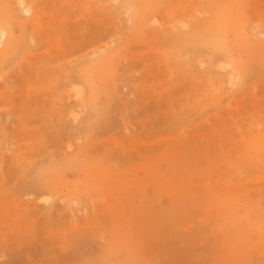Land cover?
<instances>
[{
	"label": "rangeland",
	"instance_id": "obj_1",
	"mask_svg": "<svg viewBox=\"0 0 264 264\" xmlns=\"http://www.w3.org/2000/svg\"><path fill=\"white\" fill-rule=\"evenodd\" d=\"M27 1L22 30L0 10V264H264V0L214 29L188 0L139 27L150 0Z\"/></svg>",
	"mask_w": 264,
	"mask_h": 264
},
{
	"label": "bare ground",
	"instance_id": "obj_2",
	"mask_svg": "<svg viewBox=\"0 0 264 264\" xmlns=\"http://www.w3.org/2000/svg\"><path fill=\"white\" fill-rule=\"evenodd\" d=\"M70 1V0H69ZM72 1V0H71ZM95 1V0H94ZM110 1H112V0H110ZM116 1H118V0H116ZM115 1V2H116ZM151 2L149 3V5H147V7H145L143 10H140V11H137L136 12V14H135V23L137 24L136 26H140L141 24H142V21H143V19L144 18H148V17H150V18H154L153 16V10H151L153 7H155L158 3H159V0H150ZM189 2H190V4H191V6H195V7H198V8H200L201 9V11L202 12H200V13H203L204 12V14H205V12H207V15L204 17V15L203 16H201V18H197L196 19V16H198V15H196V16H190L191 18L190 19H194L191 23H189L190 25H193V26H195V29H196V26H202V29L204 28H206V27H214V25L217 23L216 22V20H217V17H218V15H219V12L222 10V7L224 6L222 3H220L221 1L220 0H188ZM214 1V2H213ZM225 1H228V0H225ZM224 0H223V2H225ZM230 1V0H229ZM234 1V0H233ZM0 2H1V7H0V10H1V15H2V18L4 19V21H5V24L8 26V27H12V26H14V25H17V26H19V28L22 30V29H24L25 28V25L27 24V22H28V19L29 18H31V17H33V15H34V9H33V7H34V5L32 6L31 5V3L30 2H28L27 0H0ZM37 2V1H36ZM91 2V1H90ZM115 2H113V3H115ZM41 3H43V2H40V4ZM87 3V2H86ZM92 3V2H91ZM101 3V2H100ZM105 3V2H104ZM127 2L125 1V4H126ZM172 3H174V1H172ZM171 3V4H172ZM179 3H182V2H180L179 1ZM179 3H177V4H179ZM183 3H186V2H183ZM231 3V2H230ZM240 3V2H239ZM84 4V3H83ZM103 4V3H102ZM110 4V3H109ZM176 4V5H177ZM223 6H222V5ZM37 5H39L38 3L36 4V6ZM68 5V4H67ZM128 5V4H127ZM129 6V5H128ZM167 6V5H166ZM166 6L164 5L163 7L164 8H166ZM189 6V5H188ZM187 6V7H188ZM66 7H68V6H66ZM108 7V6H107ZM130 7V6H129ZM168 7H170V6H168ZM168 7L166 8V9H168ZM172 7H173V5H172ZM182 7H184V6H182L181 5V7L179 6V5H177L176 7H175V11H172V12H170V14L168 15V17L171 15V16H173L174 18V20H177L176 19V15H177V13L179 14V15H177V16H180V19L179 20H183L184 21V19H186L187 17H188V13L187 14H183V13H181L182 12V10H181V8ZM186 7V6H185ZM242 7V6H241ZM51 8H53V7H51ZM84 8V7H83ZM114 8V7H113ZM117 9H119L120 7H116ZM125 8V10H126V7H124ZM163 8V9H164ZM189 8V7H188ZM166 9H164L163 11H165ZM174 9V8H173ZM183 9V8H182ZM193 9H194V7H193ZM233 9V8H232ZM246 9V8H245ZM84 10V9H83ZM92 10V9H91ZM101 10V9H100ZM113 11H114V9H112ZM116 10V9H115ZM184 10V9H183ZM247 10V9H246ZM17 11H18V13H19V16H18V13H17ZM162 11V10H161ZM160 11V12H161ZM162 11V12H163ZM90 12V11H89ZM104 12H105V10H104ZM133 12V11H132ZM190 12V11H189ZM193 12V11H192ZM192 12H190V13H192ZM91 13H93V12H91ZM98 14H99V11L97 12ZM101 13V12H100ZM109 13V12H108ZM112 13V12H111ZM110 13V14H111ZM115 13H117V15H118V12H115ZM169 13V12H168ZM189 13V14H190ZM84 14V13H83ZM82 14V15H83ZM86 14V13H85ZM98 14H96V15H98ZM114 14V13H113ZM130 14V13H129ZM133 14H134V12H133ZM133 14H130V15H133ZM157 14V13H156ZM50 15V14H49ZM252 15H253V13H252ZM92 16V15H91ZM106 16V15H105ZM166 16V15H165ZM200 16V15H199ZM198 16V17H199ZM1 17V16H0ZM160 17V16H159ZM167 17V16H166ZM52 18V17H51ZM56 18V17H55ZM54 18V19H55ZM133 18H134V16H133ZM178 18V17H177ZM253 18H255V16L253 15ZM39 19V18H38ZM128 19H129V17H128ZM162 19H164V18H162ZM172 19V20H173ZM188 19V18H187ZM257 21L259 20V19H257V17L255 18ZM33 20V19H32ZM100 20V19H99ZM107 20H109V19H107ZM126 20V19H125ZM134 20L132 21V22H134ZM35 21H37V19L35 20ZM81 21H84V20H81ZM130 21H131V19H130ZM157 21V20H156ZM186 21V20H185ZM86 22V21H85ZM132 22H130L131 24H132ZM159 22H160V19H159ZM173 22H175V21H173ZM179 22V21H178ZM216 22V23H215ZM226 22V21H225ZM109 23V22H108ZM107 23V24H108ZM153 23H157V22H153ZM151 24L150 23V25H148V26H153V25H155V24ZM163 23V22H162ZM171 23H172V21H171ZM105 25H107L106 23H104ZM146 24V23H145ZM158 24V23H157ZM156 24V25H157ZM188 24V23H187ZM188 24V25H189ZM223 24V23H222ZM235 24V23H234ZM159 25V24H158ZM158 25H157V27H158ZM173 25V24H172ZM187 25V26H188ZM1 26V25H0ZM33 26V25H32ZM37 26V25H36ZM108 26V25H107ZM117 26V25H116ZM163 26H165V24L163 25ZM234 26V25H233ZM261 26V25H260ZM259 26V27H260ZM2 27V26H1ZM0 27V30H2V28ZM157 27H155V29H158ZM159 27H161V26H159ZM212 27V28H213ZM221 27H224V26H221ZM262 27V26H261ZM35 28V27H34ZM113 28V27H112ZM146 28V27H145ZM144 28V29H145ZM154 28V27H153ZM162 28V27H161ZM254 28H255V26H254ZM263 28V27H262ZM108 29V28H107ZM155 29H154V31H155ZM190 28H189V26H188V30H189ZM214 29V28H213ZM216 29V28H215ZM115 30V29H114ZM130 30H131V28H130ZM167 30V29H166ZM169 30V29H168ZM179 30H184V29H179ZM185 30H186V28H185ZM199 30H201V29H199ZM217 30H219V29H217ZM224 30V29H223ZM223 30H222V32H223ZM226 30V29H225ZM228 30L232 33V34H234L235 36H236V38L238 39V40H241V39H243V40H245V38H247L246 39V42L249 40V33L247 34V30L246 29H242L239 25H237L236 24V26H234V27H229L228 28ZM109 31V30H108ZM121 31V30H120ZM145 31H147V29H145ZM153 31V32H154ZM164 31H165V29H164ZM193 31H194V29H193ZM110 32H112V31H110ZM131 32V31H130ZM142 32H144V31H142ZM141 32V33H142ZM156 32V31H155ZM168 32V31H167ZM172 32H173V30H172ZM197 32H200V31H197ZM221 32V31H220ZM106 33H108V32H106ZM165 33V32H164ZM169 33V32H168ZM167 33V34H168ZM205 33V32H204ZM149 34V33H148ZM154 34H156V33H153V35ZM160 34V33H159ZM175 34V33H174ZM181 34V33H180ZM196 34V33H195ZM252 34V33H251ZM250 34V35H251ZM142 35V34H141ZM145 35L146 34H144V37H145ZM165 35V34H164ZM194 35V34H193ZM260 34H258V35H256V37L257 36H259ZM131 36V35H130ZM157 37H158V34L156 35ZM162 36V35H161ZM166 36V35H165ZM172 36V35H171ZM228 36H229V34H228ZM234 36V37H235ZM107 37V36H106ZM105 37V38H106ZM121 37V36H120ZM119 37V38H120ZM143 37V36H142ZM148 37H149V35H148ZM160 37V36H159ZM128 38V37H127ZM193 38V37H192ZM195 38V37H194ZM111 39V38H110ZM138 39V38H137ZM149 39H150V37H149ZM158 39V38H157ZM161 39V38H160ZM163 39H164V37H163ZM224 39V38H223ZM4 41V43H5V46L0 50V62L2 63L3 62V60L9 55V54H11L12 52H13V49H12V47L10 46V43H11V36L9 35V33H7V32H0V44H1V41ZM128 40V39H127ZM253 40V39H252ZM143 41V40H142ZM159 41V40H158ZM106 42V41H105ZM104 42V43H105ZM109 42H111V40L109 41ZM108 41L106 42V43H109ZM118 42H120V41H118ZM138 42V41H137ZM154 43H156L155 41H153ZM223 42V41H222ZM243 42V41H242ZM246 42H245V45H246ZM253 42V41H252ZM257 43H256V45H259V47H261L262 49H264V42H260V41H256ZM139 43H142L141 41L139 42ZM153 43V44H154ZM166 43V42H165ZM164 43V44H165ZM116 45H118L117 43H115ZM121 44V43H120ZM137 44V43H136ZM150 44V43H149ZM149 44H147V45H149ZM152 44V43H151ZM135 45V44H134ZM133 45V46H134ZM146 45V46H147ZM159 45H161V44H159ZM1 46V45H0ZM100 46H102V45H99V47ZM104 46V45H103ZM111 46V45H110ZM132 46V47H133ZM164 46V45H163ZM233 46V45H232ZM98 47V48H99ZM117 47V46H116ZM148 47V46H147ZM150 47V46H149ZM156 47V46H155ZM168 47V46H167ZM97 48V47H96ZM111 48V47H110ZM171 48V47H170ZM173 48V47H172ZM200 48V47H199ZM206 48H208V47H206ZM210 48V47H209ZM233 48V47H232ZM102 49V48H101ZM109 49V48H108ZM148 49V48H147ZM173 49H175V48H173ZM102 50H104V49H102ZM107 50V49H106ZM105 50V51H106ZM156 50V49H155ZM155 50H153V51H155ZM160 50V49H159ZM197 50V49H196ZM200 50V49H199ZM233 50V49H232ZM97 51H98V49H97ZM157 51V50H156ZM163 50H161V52H162ZM99 52H100V50H99ZM98 52V53H99ZM97 53V52H96ZM101 53V52H100ZM104 53V52H103ZM103 53H101V55L103 54ZM106 53V52H105ZM152 53V52H151ZM158 53H159V51H158ZM167 54H168V52H166ZM203 53H204V51H203ZM259 53V52H258ZM263 53V52H262ZM163 54H165V52L163 53ZM153 55H156L155 53L153 54ZM162 55V54H161ZM172 55V54H171ZM196 55V54H195ZM198 55V54H197ZM201 55V54H200ZM199 55V56H200ZM159 56H160V54H159ZM164 56H166V55H164ZM198 56V57H199ZM101 57V56H100ZM153 57V56H152ZM163 57V56H162ZM173 57V56H172ZM206 57V56H205ZM204 57V58H205ZM212 57H213V54H212ZM161 58V57H160ZM174 58V57H173ZM201 58V57H200ZM203 58V57H202ZM203 58V59H204ZM263 58H264V56H263ZM165 59V58H164ZM172 59V58H171ZM97 60V59H96ZM166 60V59H165ZM168 60V59H167ZM169 62V61H168ZM171 62V61H170ZM0 63V64H1ZM167 63V62H166ZM173 63V62H172ZM175 63V62H174ZM248 63V62H247ZM246 63V64H247ZM164 64V63H163ZM168 64V63H167ZM249 64H250V62H249ZM80 66H82L81 64H79ZM175 65V64H174ZM220 65V64H219ZM229 65V64H228ZM228 65H226V66H228ZM263 65V64H262ZM78 66V65H77ZM250 66V65H249ZM87 67V66H86ZM85 67V68H86ZM171 67V66H170ZM175 67V66H174ZM173 67V68H174ZM245 67V66H244ZM77 68V67H76ZM83 68L84 67H82V69L81 70H83ZM110 68V67H109ZM168 68V67H167ZM166 68V69H167ZM108 69V68H107ZM165 69V70H166ZM171 69V68H170ZM179 69V68H178ZM222 69V68H221ZM106 70V69H105ZM177 70V69H176ZM248 70V69H247ZM78 71H80V69L78 70ZM182 71V70H181ZM104 72H106V71H104ZM170 72H171V70H170ZM103 73V72H102ZM175 73H176V71H175ZM180 73V72H179ZM81 74V73H80ZM107 74V73H106ZM168 74H169V72H168ZM167 74V75H168ZM178 74V73H177ZM262 74V73H261ZM67 75V77H70V73L69 74H66ZM65 75V76H66ZM88 75V74H87ZM166 75V76H167ZM173 75V74H172ZM181 75H183V74H181ZM185 75V74H184ZM183 75V76H184ZM82 76V75H81ZM81 76L79 77V78H81ZM84 76V75H83ZM83 76H82V79H83ZM103 76V75H102ZM85 77V76H84ZM104 77V76H103ZM175 77V76H174ZM98 78H102V77H98ZM164 78V77H163ZM172 78V77H171ZM232 77H230V79H231ZM52 79V78H51ZM64 79H67V78H64ZM70 79V78H69ZM178 79V78H177ZM53 80V79H52ZM52 80H51V82H52ZM68 80V79H67ZM85 80H87V79H85ZM97 80V84H96V86L95 85H91V83H90V85H91V87H92V89H90V92H92L93 91V93H95L97 96H100V94H101V92H102V83L100 82V80L101 81H103L102 79H96ZM176 80V79H175ZM182 81V80H181ZM53 82H54V80H53ZM231 82V81H230ZM115 83H117V82H115ZM183 83V82H182ZM65 84V86L66 85H68V84H66V83H64ZM177 84H179V83H177ZM58 85H60L61 87H62V85L63 84H61V83H59L58 82ZM89 85V86H90ZM115 85V84H114ZM60 86H59V88H60ZM73 86V85H72ZM74 86H76V85H74ZM73 86V89L74 90H72L71 91V94L76 98V96L78 95V93H77V90H75L76 89V87H74ZM106 86V85H105ZM57 87V86H56ZM69 87H71V86H69ZM68 87V88H69ZM114 87H116V86H114ZM211 87V86H210ZM67 88V87H66ZM60 90V89H59ZM63 90V89H62ZM61 90V91H62ZM82 90V89H81ZM117 90V89H116ZM207 90V89H206ZM213 91V90H212ZM208 92V91H207ZM81 93V92H80ZM79 93V94H80ZM81 94H83V93H81ZM84 95H86V92H84ZM84 95H82L83 96V98H84ZM113 94H111V96H112ZM78 98V97H77ZM100 100V99H99ZM82 102H83V100H82ZM84 104V103H83ZM83 104L82 105H80V106H82L81 108H83ZM101 104V103H100ZM99 107H101V106H99ZM103 107V106H102ZM85 109V108H84ZM82 110V109H81ZM99 110V109H98ZM106 110H107V108H106ZM101 111V110H100ZM99 112V111H98ZM97 112V113H98ZM101 112H99V114H100ZM114 114V113H113ZM105 116H107V115H105ZM88 117H90V116H88ZM85 118V117H84ZM98 118V117H97ZM102 118H104V117H102ZM74 120L76 119V117H74L73 118ZM96 119V118H95ZM102 120V119H101ZM100 120V121H101ZM103 121H104V119H103ZM95 122V121H94ZM99 122V121H98ZM97 122V123H98ZM104 123V122H103ZM96 125V124H95ZM94 125V126H95ZM98 125V124H97ZM87 126H89V125H87ZM93 126V127H94ZM96 127V126H95ZM88 129V128H87ZM79 131V130H82L83 131V129H80V127H75L74 128V131ZM98 131V129H95V130H93L92 132H94V131ZM78 134H79V132H78ZM76 135H77V133H76ZM80 136V135H79ZM82 137H84V136H82ZM81 137V138H82ZM87 137V136H86ZM93 137H94V135H93ZM85 139V138H84ZM90 139V137H88V139L87 140H89ZM38 141V140H37ZM36 141V142H37ZM41 142V141H40ZM25 143V142H24ZM44 142H42V144H43ZM27 145H29V144H27ZM26 147V146H25ZM43 147V146H42ZM48 147V146H47ZM68 148H71V145H68L67 146ZM28 151H30V150H26L25 151V156L28 154ZM37 152V151H36ZM42 153V152H41ZM14 154V153H13ZM37 154V153H36ZM40 154V153H39ZM18 155V154H17ZM20 155V154H19ZM42 156V155H41ZM73 156V155H72ZM83 156V155H82ZM17 157V156H16ZM79 157V156H78ZM76 158V157H75ZM83 158V157H82ZM14 159V158H13ZM17 159V158H16ZM71 158L69 157V160H70ZM68 160V159H67ZM68 160V161H69ZM77 160V159H76ZM81 160V159H80ZM79 160V161H80ZM34 161H36V160H34ZM18 162H19V160H18ZM32 162V159H31V157L30 158H27V164H29L30 165V163ZM75 162V161H74ZM77 162V161H76ZM66 163H67V165H68V163L69 162H67L66 161ZM35 164H36V162H35ZM70 164H71V162H70ZM27 166V165H26ZM64 166V165H63ZM70 166V165H69ZM35 167V166H34ZM68 167V166H67ZM33 169V168H32ZM84 169V168H83ZM82 169V170H83ZM23 171V170H22ZM25 174V173H24ZM83 183V182H82ZM42 197H44V196H42ZM48 198H49V196L48 197H45L44 198V201H48ZM9 204V203H8ZM127 205V204H126ZM6 206H8V205H6ZM5 206V207H6ZM125 207H127V206H125ZM124 207V208H125ZM1 211V210H0ZM5 211V210H4ZM5 214V213H4ZM230 217V216H229ZM257 230V229H256ZM259 232V231H258ZM256 233H257V231H256ZM261 234V233H260ZM253 235V234H252ZM242 237V236H241ZM250 237V236H249ZM250 239V238H249ZM113 251V250H112Z\"/></svg>",
	"mask_w": 264,
	"mask_h": 264
}]
</instances>
